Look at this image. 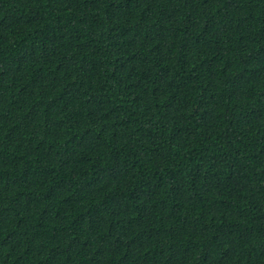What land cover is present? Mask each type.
I'll return each instance as SVG.
<instances>
[{"label":"trees","instance_id":"1","mask_svg":"<svg viewBox=\"0 0 264 264\" xmlns=\"http://www.w3.org/2000/svg\"><path fill=\"white\" fill-rule=\"evenodd\" d=\"M0 264H264V0H0Z\"/></svg>","mask_w":264,"mask_h":264}]
</instances>
